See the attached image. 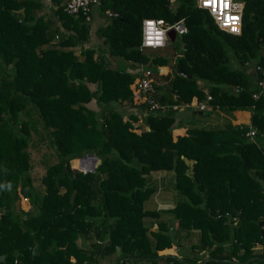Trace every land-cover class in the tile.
<instances>
[{
	"label": "trees",
	"instance_id": "16d2710c",
	"mask_svg": "<svg viewBox=\"0 0 264 264\" xmlns=\"http://www.w3.org/2000/svg\"><path fill=\"white\" fill-rule=\"evenodd\" d=\"M239 1L241 29L231 34L194 0H100V44L84 46L90 20L66 12L61 0H50L48 14L39 0H0V264H93L117 248L121 264H241L251 257L264 264V95L252 97L255 75L247 70L252 62L264 68V0ZM144 17L181 19L186 29L169 42L176 48L173 96H157L168 105L158 111L132 98L134 73L109 63L148 60L137 49ZM150 60L163 65L166 58ZM204 87L217 109L248 108L249 123L192 125L173 138L170 104L200 100ZM123 103L145 111V129L135 115L124 116ZM28 104L56 156L40 177L42 189L29 173L36 121ZM87 153L99 158L93 169L74 170L70 160ZM158 169L174 172L177 200L167 211L177 228L198 231L190 256L157 254L173 242L165 221L147 235L143 217L157 212L142 207L150 192L143 175ZM20 195L29 209L18 207ZM89 234L88 246L77 244Z\"/></svg>",
	"mask_w": 264,
	"mask_h": 264
},
{
	"label": "crops",
	"instance_id": "0c3cea01",
	"mask_svg": "<svg viewBox=\"0 0 264 264\" xmlns=\"http://www.w3.org/2000/svg\"><path fill=\"white\" fill-rule=\"evenodd\" d=\"M43 7L41 12L49 13L50 7L52 3L50 0H39ZM171 3L173 0H169ZM101 13L98 12V6L91 11V20H90V39L93 42L96 40L100 41L98 37H96L94 30L98 26L99 18ZM92 30V31H91ZM91 35L92 38H91ZM89 39V40H90ZM88 40V41H89ZM94 46L95 44H91ZM174 51L176 48H172L169 46V43L158 49L146 50V54L148 57H153L159 53L166 58L165 64L158 65L154 64L152 66L153 75L156 80V90L157 96L161 98H169L173 96L171 93V80L175 75V70L172 67L173 57L175 55ZM116 60L120 61L121 64L125 67L126 70H135L136 63L130 62L124 59L118 58H109V63L111 66H116ZM234 62V59H233ZM236 64V63H234ZM249 69V70H248ZM248 71L252 72L251 68H247ZM253 73V72H252ZM195 98L193 97L191 100L193 101ZM95 107V106H94ZM122 108H124V116H128V114H132L136 116V124H139L142 129L146 128V125L143 121V116L145 111L141 109V107L123 103ZM210 110V111H209ZM251 111L248 108L244 109H234V110H220L217 108L213 109H195L192 107H184L179 105L176 108V116L173 121V127L171 129V133L173 138L176 135H181L186 132V128L192 125L195 126H204V127H213L215 125H229V124H242L249 123ZM86 159L92 161L95 157L91 154L85 155ZM78 159L72 158L71 160ZM96 161V160H94ZM188 164H191V159H186ZM143 181L146 187L150 189L148 195L142 201V207L146 210H155L157 212L156 216L146 215L143 217L144 223L147 226V235L151 238V232L157 229L158 221H165L169 231L173 235V242L170 246L163 247L162 249H158L157 254H173L178 256H190L192 255V251L189 247L192 244L198 242V231L196 229H180L177 228L175 221L172 219V214L167 210L172 208L177 200V192L174 188V172L172 169H158L152 170L143 175ZM21 196V195H20ZM23 197V196H21ZM25 197H23L24 199ZM26 201L27 198H25ZM26 210V209H24ZM232 223L236 221V217H230ZM94 239L91 234L87 236H78L76 242L78 245L82 247L88 246L91 240ZM254 248H260V244H256ZM202 252V251H201ZM73 259V257H70ZM122 258L119 255V249H115L114 252L104 255H98L95 257L93 264H121ZM255 261L260 264L256 260ZM245 262L244 264H246ZM123 264H133L132 261H123ZM141 264H147L145 261L141 262Z\"/></svg>",
	"mask_w": 264,
	"mask_h": 264
},
{
	"label": "built area",
	"instance_id": "2783aa9c",
	"mask_svg": "<svg viewBox=\"0 0 264 264\" xmlns=\"http://www.w3.org/2000/svg\"><path fill=\"white\" fill-rule=\"evenodd\" d=\"M100 0H61L63 9L71 14L81 13L85 20H91V11L99 5ZM199 7L208 9L216 26L228 33L239 34L241 29V6L239 0H194ZM226 5V6H225ZM105 13L114 14L108 9ZM173 28L175 33L181 34L185 32V27L181 19L168 23L161 17H144L140 22V42L137 45L139 51L162 48L166 45L167 30ZM235 29V30H234ZM152 62L149 59L146 62H136V69L130 70L134 73L133 80L130 84L132 98L141 102H145L149 111L163 110L168 107L167 104L160 102L156 97V80L152 71ZM252 70L255 75L256 89L252 91V97L257 98L261 94L264 95V68L260 67L255 62L251 63ZM204 98L198 100H190L183 104L184 107H192L203 110L215 108L209 104L210 94L206 88H203ZM179 105L170 104L171 108H177ZM255 132V128L249 126L245 135L251 137ZM93 165L95 164L92 159ZM92 168V167H91ZM89 168H82V171H88ZM0 261L4 263V257L0 254ZM9 264H16V260ZM86 264V263H84ZM156 264H171L170 262Z\"/></svg>",
	"mask_w": 264,
	"mask_h": 264
},
{
	"label": "rangeland",
	"instance_id": "374dc122",
	"mask_svg": "<svg viewBox=\"0 0 264 264\" xmlns=\"http://www.w3.org/2000/svg\"><path fill=\"white\" fill-rule=\"evenodd\" d=\"M104 19H105L104 16L100 15L98 25L102 24L104 22ZM92 36L93 35H91V38ZM172 42L173 44H176L178 42V34H176L175 39ZM98 43L100 44V41L96 42L95 40L93 42V40L90 39L84 44V46H89L91 44H98ZM116 64L122 65L121 62L118 60H116ZM89 105L92 107L95 106L94 102H90ZM28 107H29V114L31 118L36 121L35 126H34L35 129L31 128L30 130L28 146H27V150L29 152V161L31 164L29 173L31 175L33 185L37 187L38 189L39 188L42 189L43 185L40 183V177L44 173L46 165L53 162L56 159V156H55L53 149L51 148L49 144V141H48L47 136L45 135V132L42 130V128H40L41 121L37 113H35V110L31 107L30 104H28L27 108ZM22 116L26 118V116H24L23 113L20 114V117ZM36 129L38 132L36 131ZM70 166L72 168H77V169H82V168L92 169L93 161L86 159V157L76 160L74 162H71L70 160ZM16 203L18 207L22 209L30 208V204L28 203V201H26L25 198L23 199V197L21 196H19ZM246 264H258V263H256L255 261H250V262H247Z\"/></svg>",
	"mask_w": 264,
	"mask_h": 264
},
{
	"label": "water",
	"instance_id": "95a60500",
	"mask_svg": "<svg viewBox=\"0 0 264 264\" xmlns=\"http://www.w3.org/2000/svg\"><path fill=\"white\" fill-rule=\"evenodd\" d=\"M167 37H168V39H167V43H169L170 41H172L173 39H174V36H175V31H174V29L173 28H169L168 30H167ZM89 154H91V155H94V154H92V153H89ZM95 156V155H94ZM97 158V162L99 161V158L98 157H96ZM74 170H77V168H73ZM258 224L259 225H261V226H263L264 225V218L262 219V220H260L259 222H258ZM249 260H252V257L251 258H249L247 261H249ZM247 261H245V262H247ZM245 262H242L241 264H244Z\"/></svg>",
	"mask_w": 264,
	"mask_h": 264
},
{
	"label": "clouds",
	"instance_id": "9594fccd",
	"mask_svg": "<svg viewBox=\"0 0 264 264\" xmlns=\"http://www.w3.org/2000/svg\"><path fill=\"white\" fill-rule=\"evenodd\" d=\"M198 7H199V6H198ZM201 8L206 9L205 7H201ZM206 10L208 11V9H206ZM208 12H209V11H208ZM185 30H186V29H185ZM176 34H177V33H175V35H176ZM231 34H232V33H231ZM174 37H175V36H174ZM167 39H168V38H167ZM173 40H174V39H173ZM173 40H172V41H173ZM167 44H168V43H166V45H167ZM166 45H165V46H166ZM144 52H146V51H144ZM150 58H151V57H149L148 60H149ZM148 60H147V61H148ZM128 61H129V60H128ZM130 62H131V61H130ZM145 62H146V61H145ZM135 63H136V62H135ZM152 64L154 65L155 63H152ZM248 67L251 68V63L248 65ZM248 67H247V68H248ZM152 71H153V70H152ZM129 72H131V71L129 70ZM130 87H131V86H130ZM155 87H156V86H155ZM131 96H132V93H131ZM156 97H157V90H156ZM195 99H196V98H195ZM208 109H213V108H208ZM88 154H89V153H87V154H85V155H88ZM85 155H83V156H81V157H85ZM93 156H94V155H93ZM94 157H95L94 160H96V161H95V164H94L92 167H94V166L96 165V163H97V158H96V156H94ZM92 169H93V168H92ZM79 170H82V169H79ZM90 170H91V169H90ZM256 244H259V243H256ZM2 255H3V254H2ZM3 257H4V255H3ZM4 260H5V258H4ZM4 262H5V261H4Z\"/></svg>",
	"mask_w": 264,
	"mask_h": 264
},
{
	"label": "snow or ice",
	"instance_id": "6c2138e0",
	"mask_svg": "<svg viewBox=\"0 0 264 264\" xmlns=\"http://www.w3.org/2000/svg\"><path fill=\"white\" fill-rule=\"evenodd\" d=\"M226 6V5H225ZM235 30V29H234Z\"/></svg>",
	"mask_w": 264,
	"mask_h": 264
}]
</instances>
